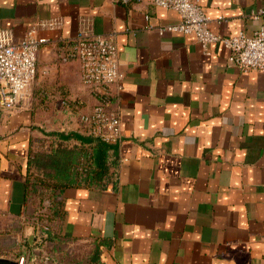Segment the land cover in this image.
Listing matches in <instances>:
<instances>
[{
    "label": "crops",
    "instance_id": "crops-1",
    "mask_svg": "<svg viewBox=\"0 0 264 264\" xmlns=\"http://www.w3.org/2000/svg\"><path fill=\"white\" fill-rule=\"evenodd\" d=\"M198 1L221 36L252 33L264 21L250 15L264 0ZM49 20L58 25L37 29L48 42L35 81L12 110L0 107V258L264 264V71L226 64L220 43L204 50L193 35L148 28L179 20L150 0H0V30L14 42ZM84 21L118 48L124 78L112 88L110 109L122 136L107 145L99 184L55 191L57 207L40 243L34 225L45 222L34 216L40 195L29 158L58 144L89 151L99 141L80 121L96 100L81 82L79 62L59 59ZM70 133L76 136H58Z\"/></svg>",
    "mask_w": 264,
    "mask_h": 264
},
{
    "label": "built area",
    "instance_id": "built-area-1",
    "mask_svg": "<svg viewBox=\"0 0 264 264\" xmlns=\"http://www.w3.org/2000/svg\"><path fill=\"white\" fill-rule=\"evenodd\" d=\"M129 2L130 0H121ZM157 7L175 11L179 20L175 23L153 26L160 34L182 33L193 35L204 50L211 43H220L228 50L226 64L240 71H264V21L252 32L243 30L231 36H221L209 28L211 18L205 13L198 0H150ZM253 19L264 15V8L251 14ZM149 19V15H145ZM222 20V17L217 19ZM56 20L39 21L29 27L19 42H14L12 33L0 30V107L12 110L25 96L37 75V58L40 48L48 39L37 34L39 27L54 28ZM75 39L65 46L59 56L62 63L78 61L82 84L94 96L96 103L89 113L80 116L87 135L105 143L115 145L121 141L119 115L110 109L112 88H120L124 73L119 67L118 48L106 36L95 35L89 30L88 23ZM49 202H43L41 212L45 213ZM37 242H42L49 226L37 222L34 225ZM18 264H28L24 256Z\"/></svg>",
    "mask_w": 264,
    "mask_h": 264
},
{
    "label": "trees",
    "instance_id": "trees-1",
    "mask_svg": "<svg viewBox=\"0 0 264 264\" xmlns=\"http://www.w3.org/2000/svg\"><path fill=\"white\" fill-rule=\"evenodd\" d=\"M62 139L76 136L73 133L58 134ZM107 144L101 141L91 146L89 151L80 148L58 145L49 152H34L28 160L30 175L34 177L33 192L40 195V204L34 216L49 224L51 215L57 207L56 193L65 186L76 185L82 182L99 184L107 170ZM38 186L39 189H35ZM49 205L45 213L41 212L43 201Z\"/></svg>",
    "mask_w": 264,
    "mask_h": 264
},
{
    "label": "water",
    "instance_id": "water-1",
    "mask_svg": "<svg viewBox=\"0 0 264 264\" xmlns=\"http://www.w3.org/2000/svg\"><path fill=\"white\" fill-rule=\"evenodd\" d=\"M0 264H18V262L7 258H0Z\"/></svg>",
    "mask_w": 264,
    "mask_h": 264
},
{
    "label": "rangeland",
    "instance_id": "rangeland-1",
    "mask_svg": "<svg viewBox=\"0 0 264 264\" xmlns=\"http://www.w3.org/2000/svg\"><path fill=\"white\" fill-rule=\"evenodd\" d=\"M58 145H60V144H58ZM52 146H54V144H52Z\"/></svg>",
    "mask_w": 264,
    "mask_h": 264
}]
</instances>
